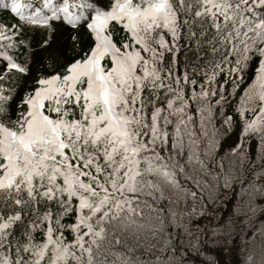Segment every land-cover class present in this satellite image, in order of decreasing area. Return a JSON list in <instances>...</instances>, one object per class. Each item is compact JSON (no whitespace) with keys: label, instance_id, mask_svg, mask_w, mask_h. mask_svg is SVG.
I'll list each match as a JSON object with an SVG mask.
<instances>
[{"label":"snow or ice","instance_id":"1","mask_svg":"<svg viewBox=\"0 0 264 264\" xmlns=\"http://www.w3.org/2000/svg\"><path fill=\"white\" fill-rule=\"evenodd\" d=\"M4 13L0 201L31 203L34 220L0 213V264H176L172 232L198 237L233 193L215 226L230 258L205 250L241 264L238 236L264 225V169L238 183L264 146V0H11ZM57 29L84 32V50L22 88L14 76L36 62L22 54L50 50Z\"/></svg>","mask_w":264,"mask_h":264},{"label":"trees","instance_id":"2","mask_svg":"<svg viewBox=\"0 0 264 264\" xmlns=\"http://www.w3.org/2000/svg\"><path fill=\"white\" fill-rule=\"evenodd\" d=\"M10 3L11 0H0V17H4L6 15L4 13V9ZM25 23H27V21H25ZM112 31L117 41L123 42V34L119 33L116 29H113ZM70 36H75L76 39L72 40L70 39ZM87 40V35L82 31L77 30L75 33H69L66 29H57L53 37V46L50 50L44 51L37 43L34 44L31 53L26 52L22 54L25 67H28L30 59H34L36 61L31 66L30 76L27 78L14 76V78L20 83L22 88H30L32 86V81H34L38 76L48 73L49 71L62 69V66L68 60L74 59L75 57L72 56L73 50L77 51L78 56H80L87 44ZM181 44L182 48L179 62L181 67H184L185 65L190 67L195 59L192 47L188 44H183V41H181ZM202 55L205 59L209 58L210 54L207 48L202 49ZM22 110L23 109H21V111ZM253 152V158L243 164V168L239 173L238 183H245L247 180L253 179V174L258 169H264V146L254 144ZM250 195L246 196L245 199H249ZM234 201L235 194L233 193L231 195V199H226L225 204L216 209L214 214L202 217L199 221L200 231L198 237L194 232L189 231L187 225L182 226L184 228L183 233L172 232L171 239L166 240L164 243L169 248L174 247L176 264H196V262H198V264H217L215 255L206 251V248L216 249L217 247H222L225 259L227 260L230 258L229 248L232 246V239H216L215 236L217 228L215 226L223 224L231 218L230 206L234 203ZM16 211H19L22 214L27 213L24 224L19 226L21 230H24V225H26L28 221L34 220L31 203L17 209L14 205H12L11 200L0 201V213H3L5 217H7L10 212L15 214ZM226 213L228 215H225ZM256 215H259V219L264 220V213L259 214V210H257ZM261 227H264V225L254 224V227L247 232L246 238L238 236V251L236 255L237 259L241 261V264H252V257L250 254L253 249V243L251 241L253 240L254 234L257 240L260 239L259 230ZM15 234L18 235V233ZM205 236L208 237L207 240H205ZM19 239L23 240V237H19ZM257 247H259V245H257Z\"/></svg>","mask_w":264,"mask_h":264},{"label":"rangeland","instance_id":"3","mask_svg":"<svg viewBox=\"0 0 264 264\" xmlns=\"http://www.w3.org/2000/svg\"><path fill=\"white\" fill-rule=\"evenodd\" d=\"M72 56L75 57V58H76V57H79V56H78V52L73 50V51H72ZM105 66L107 67V65H105Z\"/></svg>","mask_w":264,"mask_h":264},{"label":"clouds","instance_id":"4","mask_svg":"<svg viewBox=\"0 0 264 264\" xmlns=\"http://www.w3.org/2000/svg\"><path fill=\"white\" fill-rule=\"evenodd\" d=\"M107 65V64H106Z\"/></svg>","mask_w":264,"mask_h":264}]
</instances>
